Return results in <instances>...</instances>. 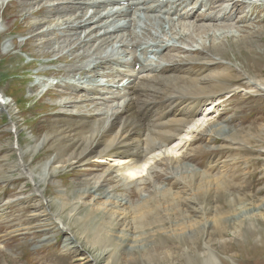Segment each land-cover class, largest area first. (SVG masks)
Here are the masks:
<instances>
[{
	"label": "bare ground",
	"instance_id": "bare-ground-1",
	"mask_svg": "<svg viewBox=\"0 0 264 264\" xmlns=\"http://www.w3.org/2000/svg\"><path fill=\"white\" fill-rule=\"evenodd\" d=\"M56 1L59 2L53 6H47L46 0H23L22 4L26 10L29 8V17L43 13L46 15L42 19L36 18L37 22L33 28L38 31L40 27L49 26V29L38 32L34 38L43 40L48 49V55L61 54L58 60L51 63L78 61L76 59L79 56L75 55L79 50H86L80 57L83 64L78 67H72L71 64V69L68 68V73L73 72L76 77L80 74L82 79H75L69 86L76 89L82 87L80 83L83 77L98 69H103L104 72H97V78H104L109 74L105 73V71L108 72L105 68L109 69L113 66L121 69H118L115 79L109 82L113 83L117 78H127L129 83L121 92L117 87L116 91L112 90L107 95L104 93L105 95H101V98H89L92 94L89 92H97L102 84L101 81L89 80L90 85L97 84L96 88L92 86L88 87L89 90L80 92L85 93L89 101L79 99L84 98L80 95L74 96L75 99L71 96L70 99H63L69 98L64 97V94L61 97L55 95L63 99L58 100L56 106L75 108L77 112L72 109L71 112L70 110L58 112L57 119L62 122H57L56 126L52 127L51 133L42 139L31 136L30 139L35 144L26 150L23 149V152L19 147L20 159H18L23 162V166L19 164L23 171L21 175L33 183L35 192L43 199L42 185L47 184L57 173L65 172L69 167L76 169L95 163L104 166L105 169L101 173L84 178L86 184L90 183L89 188L77 191L79 203L85 205L84 208L91 212L87 217L86 231L82 235L77 233L79 238L73 234L71 239L75 241L74 248L79 250H83V242L85 246L90 242L89 236L93 233L96 235L94 234L92 241L100 240L101 244L108 240L109 244L103 246L99 253L95 255L86 253L88 256L85 259L91 258L94 263L112 264L115 253L125 243L132 252L138 249V244L145 236L143 234L145 226L149 224L148 222L146 225L145 221L150 216L154 215L153 220L150 219L154 223L150 224L152 226L155 224L157 231H164L171 236L177 234L181 237L187 229L195 230L201 224L192 223L191 220L186 222L192 219L190 215L187 216L189 213L186 214L188 207L196 211L199 209L194 205L197 201L195 197L203 194L215 196L221 190L227 191L226 182L230 172L226 168L231 167L230 165L236 159H232L231 164L224 162L218 168H215L212 162L207 163L208 165L204 168H198L189 160L187 161L190 156L189 148L195 146L199 134L206 131L210 136L218 135L225 142V147L232 148L241 147L240 139L247 142L252 139L251 142L257 144H261L264 140V125L256 130L258 135L249 132L246 136L244 133L245 137H240L238 131L216 123V114L223 95L233 98L238 92L246 95L264 94L263 75V77L258 75L252 77L242 68L233 67L231 61H227L225 56L227 50L231 48L227 47L226 39L233 38L239 46L247 42L252 43L253 33L244 37L240 33L238 35V32L251 27L231 24V21L240 14L246 18L244 10L252 3L245 0L240 4L232 0H197L199 3L197 8L192 6L195 0H169L167 3L165 0H153L152 4L148 0ZM257 1L264 2V0ZM34 5L40 6V10H34ZM201 7L204 8L203 12L200 11ZM91 9L94 10L92 14H90ZM149 13L160 14L161 22L157 21L159 19H152L153 15H150L152 18H145ZM173 14L191 23L166 22L168 15ZM229 22L231 25H227ZM166 23L169 26V34L162 35L161 32ZM89 27H92V30H89ZM177 27H179L178 30ZM231 28L236 29L238 35L236 38L235 33L228 31ZM72 31H82V34L86 32L87 34L73 40L76 33L71 35ZM57 32H63V35L53 39L48 37V34ZM190 32L200 36L198 38L201 41H196ZM159 35L163 37L160 38ZM135 36H142V38L132 42ZM52 41L55 43L54 48L51 47ZM111 41L113 42L110 43ZM142 46L145 47L141 48ZM90 48L93 49V53L87 51ZM139 49H142L141 52L147 57H143L146 59L144 62H141L136 55ZM168 51L169 53H165ZM171 51L175 53L172 54ZM184 52L188 54L182 56ZM160 53L165 55L156 60L155 57L149 58L151 55L157 56ZM48 55L42 56L49 57ZM70 56H74L72 60ZM196 65L202 69L195 70ZM127 69L133 70L130 72L131 70ZM230 72L236 74L231 77L236 84L222 85L221 80L229 78ZM57 85L60 84L57 83ZM61 85L64 86L63 83ZM40 87L41 82L35 84L32 90H38ZM64 87L65 91L71 90L66 85ZM49 92L48 89L44 94ZM8 103L6 101L2 105L6 106ZM104 106L107 110L103 109ZM139 115H141L140 119ZM50 141L53 142L51 147L55 152L54 155L48 157L44 163L35 166L36 168H31L24 161L23 156L34 155ZM259 144L257 150L260 156L264 157V146ZM1 168L0 179H10ZM163 175H165V182H161L163 179H160ZM133 189L135 190L132 191ZM64 193L61 191L58 196H63ZM229 194L227 193L226 196L232 207L236 206L239 200L240 209L246 210L248 206L244 201L245 197L236 198ZM135 195H138L137 200H133ZM44 200L46 201L45 198ZM0 212H2V218L7 217L2 207ZM224 213L219 208L214 209L215 215L212 214L214 215L212 219L205 218L208 221L203 222L204 226L208 227L209 222L216 227L223 226L227 223L223 222ZM176 214L182 216L186 214V218H189L186 221L181 219L182 222L178 223ZM207 214L209 215L208 212H204L203 218ZM52 216L54 219H51L56 221L61 230L68 232L71 230L70 226L63 224L56 214ZM168 224H170L169 228H166ZM128 231H134V235L125 233ZM157 231L152 233L155 234ZM109 235H111L110 238ZM92 246H95V243ZM210 258V260L215 259L213 256Z\"/></svg>",
	"mask_w": 264,
	"mask_h": 264
},
{
	"label": "rangeland",
	"instance_id": "rangeland-1",
	"mask_svg": "<svg viewBox=\"0 0 264 264\" xmlns=\"http://www.w3.org/2000/svg\"><path fill=\"white\" fill-rule=\"evenodd\" d=\"M22 1L0 0V94L3 95L5 101L9 102L6 106L0 104V168L2 167L5 170V175L10 177L8 180L0 179V207L5 209L7 215V217L2 218V212H0V264H103L94 263L91 258L90 260L85 258L88 253L91 255L99 253L105 245L109 244L108 240L100 244V240L98 242L92 241L96 233L90 234V242L86 243V246L83 242V250H79L74 248L75 241L71 239V236L73 234L77 236V233L82 235L86 231V228H88L87 217L91 212L84 208L86 207L85 205L83 206L79 203L77 191L89 188L90 183L86 184L87 182L84 181V178H90L97 173H101L105 167L95 163L91 166L77 167L76 169L69 167L65 172L57 173L47 184L42 185L45 201L35 192L33 183L21 175L23 171H21V166L19 165L18 150L20 147L23 152V149L26 150L35 144L30 139L31 136L42 139L45 135L51 133L53 131L52 127L54 128L57 122H62L57 119L58 112L69 110L71 112V109L77 112L75 108L67 109L56 106L55 104L58 100L70 99L71 97L75 99L74 96L79 95L84 97L79 98L84 101H89V98L92 97L101 98V95H107L112 90L116 91L117 87H119L121 92L123 87L128 86L129 82L127 80L129 79L117 78L115 82H109L111 79H115L118 69H121L118 66H113V68H105L108 70L105 73H109V76H107L110 79L107 76L97 78V72H104L103 69H98L94 73H87L83 77V81L80 83L81 89L79 87L77 89L76 87L71 88L69 84L74 83L75 79H82V75L79 74L76 77L73 72L68 73V68L71 69V64L72 67L81 66L80 64L83 63L80 57L83 56L82 54L86 50H79L75 55L76 57L79 56L76 59L78 61H57L51 63V61L58 60L61 54L48 55V49L45 43L42 42L43 40L34 38L38 32L49 29V26L40 27L41 29L38 31L33 28L37 19H42L46 15L41 13L42 15L29 17L30 10L29 8L26 10L23 7ZM168 1L165 0L166 3ZM249 1L252 4L244 10L246 18H243L242 14H240L241 16L239 15L233 19L231 24L239 25L240 27H251L238 32V35L240 33L244 37L245 35L250 36L249 33H253L254 36L253 34L251 35L253 41L252 43L247 42L239 46L236 45L233 38L226 39L227 47L231 48L227 50L225 56L227 61H231L233 67L242 68L252 77H257V75L258 77H263L264 2L245 0L248 3ZM46 2L47 6H53L59 1L46 0ZM148 2L152 4L153 0H148ZM192 6L199 7L197 0L192 3ZM33 8L37 11L40 10L38 5H34ZM200 11L203 12L204 8L201 7ZM92 13L93 10H91L90 14ZM150 15H153V18ZM159 16L160 14L158 13L157 15L156 13H149L145 18H155L156 20L159 19L157 20L158 22H161V16ZM167 19L166 22L191 23L179 19L176 14L168 15ZM231 24L229 22L227 25ZM163 27L164 30H162L161 34H169L167 23ZM91 28L89 27V30H92ZM141 29L143 30V28ZM178 29L179 27H177ZM228 31L235 33L236 38V29L231 28ZM62 33L48 34V37L50 36V39L58 38L63 35ZM74 33H76V36L73 37V40H77L87 34V32L82 34V31H74L71 35H74ZM190 33L196 41H201L198 38L200 36H196L194 32ZM202 36L205 39V36ZM159 37L162 38L163 36L159 35ZM138 38H142V36L133 37L132 42L138 41ZM53 43L54 41H52L51 47L54 48L55 43ZM144 47L142 46L141 48ZM184 47L189 49L187 46ZM92 50L90 48L87 51L93 53L94 51ZM141 51L142 49H139L136 55L141 59V62H144L146 59L143 57H147ZM165 53H169V51ZM165 53H160L157 56L151 55L149 58L153 59L155 57L154 59L156 60L158 57H163ZM170 53L173 54L175 52L171 51ZM182 54L184 56V54L187 55L188 53L184 52ZM42 55H48L49 57H43ZM72 57L74 56H70L71 60ZM66 66L67 68H64ZM61 68H64V70H61ZM137 68L139 69L140 67ZM200 68L202 69V67ZM200 68L198 65L195 66V70L200 71ZM127 70L132 72L133 69ZM234 76L236 74L230 72L229 78ZM229 78L222 79V85L230 86L231 84H236L234 83L236 82L235 80L233 81L232 78ZM89 80L101 81L102 84L98 87L100 89L97 92L90 90L92 92H89V94H92L89 98H86L85 93L82 94L80 92L89 90L88 87L94 86L96 88L97 86V84L93 83H91L93 85H90ZM40 82L41 87L33 91V86ZM57 83L60 85H56ZM62 83L64 86L71 88V90L65 91V87L61 85ZM48 89H51L50 92L44 94ZM63 94L64 97L69 98L62 99L55 96L61 97ZM225 97L226 95H223V98H220L216 123L238 131L240 137H245L246 133L249 132L258 135L256 130L261 125H264V94L246 95L243 92H238L233 98ZM103 109L107 110V107L104 106ZM220 113H222L221 116H219ZM138 118L140 119L141 115ZM13 125L17 129L18 150L15 146V136L11 133ZM197 137L195 146L189 148L190 158L188 157L187 161L189 160L190 163L192 162L198 168H204L209 162H212L213 166L218 168L222 163L231 164L232 159H236L230 165L231 167L226 168L230 172L226 182L227 191L230 192L221 190L215 196H209V194V197L205 194L200 197L196 196L195 200L197 201L194 205L197 208L199 207L200 210L196 211L188 207L186 213H189L187 216L190 215L189 217L192 219L186 218V214L183 216L176 214L177 219H179L177 220L178 223L182 222L181 219H184V221L188 219L186 222L191 220L190 222L192 223H201L198 227L196 226L195 230L189 231L187 229V232L184 233V236L182 234L181 237H178L177 234L171 236L164 231H157L156 225H151L154 223L151 221L154 215L150 216L145 223L147 222L146 225L148 222L149 224L152 223L145 226V231L143 232L145 236L142 238L143 241L141 240V243L138 244V249L136 248L137 250L135 249L132 252L128 244L125 243L115 253L112 264H264V157L263 155L260 156L257 150L259 143H252V139L249 142L240 139L241 147L232 148L229 146L225 147V142L218 135L213 137V135H208L206 131ZM48 143L34 155L25 154L24 156L26 157L23 156L24 161L31 168H36L35 166L44 163L48 157L50 158L54 155L55 152L51 147L53 142L50 141ZM262 144L264 146V140L259 145L261 146ZM92 172L94 173L92 174ZM160 179H163L161 182H165V175ZM176 187L178 188L179 186ZM61 191L65 192L64 195L58 196ZM227 193L236 198L245 197L244 201L248 206L246 210L240 209L239 200H237L236 206L232 207L228 203ZM137 199L138 195H135L133 200ZM184 208L187 209L186 207ZM216 208L223 210V213H227L226 215L224 213L223 216V222L227 223L221 227H216L212 225V222H209V226L205 227L203 224L207 220L205 218L212 219ZM204 212H208L209 215L207 214L203 218ZM51 213L56 214L62 221L64 220L63 223L68 227L70 226L71 230L69 232L61 230L56 221H53L54 217ZM48 223L52 225L50 226ZM156 223L159 224V222ZM169 225H166V228H169ZM153 228L155 229L153 230ZM153 231L157 232L153 234ZM129 232L125 233L133 234L134 231H131L132 233ZM77 238L79 237L77 236ZM94 243L95 246H92ZM102 243L105 244L103 245ZM212 256L215 257L216 261H214L215 259L210 260ZM206 258L208 259L206 260Z\"/></svg>",
	"mask_w": 264,
	"mask_h": 264
},
{
	"label": "water",
	"instance_id": "water-1",
	"mask_svg": "<svg viewBox=\"0 0 264 264\" xmlns=\"http://www.w3.org/2000/svg\"><path fill=\"white\" fill-rule=\"evenodd\" d=\"M15 136H16V135H15ZM20 164L23 165V162L20 161ZM43 200H44V198H43ZM61 223H62V222H61Z\"/></svg>",
	"mask_w": 264,
	"mask_h": 264
}]
</instances>
